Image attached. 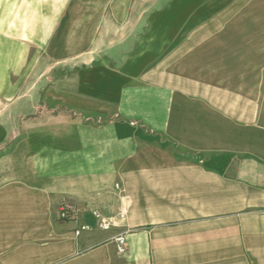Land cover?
<instances>
[{
	"label": "crops",
	"instance_id": "crops-1",
	"mask_svg": "<svg viewBox=\"0 0 264 264\" xmlns=\"http://www.w3.org/2000/svg\"><path fill=\"white\" fill-rule=\"evenodd\" d=\"M0 1V24L20 17L21 0ZM6 48L0 41V94L6 66L15 64ZM162 91L164 112L153 120L149 111L132 120L130 111L101 124L63 120L60 132L49 121L44 136L34 123L38 132L5 138L0 247L7 235L49 234L61 235L65 255L84 264H264V217L246 212L247 191L264 198L261 126L230 121L228 108L214 115L208 87ZM102 103L87 95L76 107L99 113ZM63 200L77 208L69 219L60 217ZM95 210L113 220L110 229Z\"/></svg>",
	"mask_w": 264,
	"mask_h": 264
},
{
	"label": "rangeland",
	"instance_id": "rangeland-1",
	"mask_svg": "<svg viewBox=\"0 0 264 264\" xmlns=\"http://www.w3.org/2000/svg\"><path fill=\"white\" fill-rule=\"evenodd\" d=\"M20 8L0 24L4 55L15 59L0 94V148L39 126L44 136L49 121L60 132L63 120L101 124L130 111L153 120L162 90L176 87L212 89L214 115L228 108L230 121L261 126L264 140V0H21ZM87 95L107 111L78 109ZM246 203L264 217L261 194L247 191ZM61 237L7 235L0 264H84L65 255Z\"/></svg>",
	"mask_w": 264,
	"mask_h": 264
},
{
	"label": "built area",
	"instance_id": "built-area-1",
	"mask_svg": "<svg viewBox=\"0 0 264 264\" xmlns=\"http://www.w3.org/2000/svg\"><path fill=\"white\" fill-rule=\"evenodd\" d=\"M76 211H77V208L75 204L69 200H63L59 205L60 217L62 219H69L73 217ZM94 214L96 215V217L100 219V226L103 229L108 230L111 228V226L113 225V220L111 218H108V219L103 218L102 214L97 210L94 211ZM87 228H88V225L83 224L77 230V233ZM116 243H117V247L119 251L124 253L126 251V237L124 235L117 236Z\"/></svg>",
	"mask_w": 264,
	"mask_h": 264
}]
</instances>
